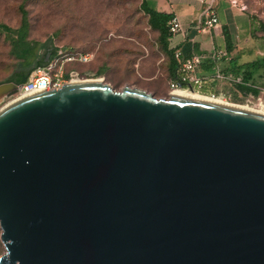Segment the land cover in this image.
<instances>
[{"label":"water","instance_id":"water-1","mask_svg":"<svg viewBox=\"0 0 264 264\" xmlns=\"http://www.w3.org/2000/svg\"><path fill=\"white\" fill-rule=\"evenodd\" d=\"M101 80L0 106V264H264V113Z\"/></svg>","mask_w":264,"mask_h":264},{"label":"rangeland","instance_id":"rangeland-1","mask_svg":"<svg viewBox=\"0 0 264 264\" xmlns=\"http://www.w3.org/2000/svg\"><path fill=\"white\" fill-rule=\"evenodd\" d=\"M140 2L0 0V25L16 29L21 16L19 5L22 4L27 12L29 40L44 42L51 38L55 51L76 50L92 54L88 62L69 63L78 71L74 75L76 79L102 77V82L116 90L128 85L150 92L156 98H168L172 89L168 74L169 58L160 45L158 31L148 25L147 14L141 9ZM238 4H244V11L252 18L249 34L264 37V0H238ZM13 36V32H7L0 26V83L7 82V77L22 65L21 59L11 53ZM36 54L39 56L41 50L37 49ZM220 77L216 75L214 81L202 90L203 85L210 82L206 79L201 91L194 92L214 101L264 113V90L255 97L236 95L231 90L232 85ZM3 103L0 102V106ZM3 252L4 246L0 241V255Z\"/></svg>","mask_w":264,"mask_h":264},{"label":"crops","instance_id":"crops-1","mask_svg":"<svg viewBox=\"0 0 264 264\" xmlns=\"http://www.w3.org/2000/svg\"><path fill=\"white\" fill-rule=\"evenodd\" d=\"M149 8L170 13L176 16L181 24V30L167 37V49L170 53L174 50L181 51V57H187L193 53L201 56V60L212 54L219 55L218 67L229 59L237 62H245L264 56V39L249 34V29L253 24L252 18L245 12V5L238 4V0H214L213 6L218 19V25L204 30H198V23H202L204 16L202 14L203 5L199 0H145ZM233 1H235L233 3ZM243 5L244 8L240 6ZM174 56V55H173ZM213 58V57H212ZM176 60V59H175ZM216 60V61H217ZM177 65L178 61L176 60ZM195 68V74L208 79L202 90L206 89L208 84L213 82L217 74H220L222 80L239 81V77L233 78L231 73H222L215 70V73L209 74L205 69V64ZM215 74V76H214ZM204 75V76H203ZM260 91L264 90V78H258ZM257 79V80H258ZM173 79L169 78V81ZM232 85V84H231Z\"/></svg>","mask_w":264,"mask_h":264},{"label":"trees","instance_id":"trees-1","mask_svg":"<svg viewBox=\"0 0 264 264\" xmlns=\"http://www.w3.org/2000/svg\"><path fill=\"white\" fill-rule=\"evenodd\" d=\"M140 7L147 14L148 25L152 29L158 31L160 45L164 52L168 55L169 78L177 79V62L173 56V53H170L167 49V37L171 34L168 20L171 18V14L149 8L145 0H141ZM19 11L21 14L20 23L16 29H12L5 24L0 25L5 31L14 33V36L11 40V53L14 55V57L21 59L20 64L22 65L19 69L13 71L7 77L6 81H12L17 84L23 83L33 68L44 65L56 50L55 47L52 46L51 38L44 42L29 40L27 38L28 18L27 12L22 4L19 5ZM37 49L41 50V54L36 57ZM72 52L79 51L73 50ZM34 57H36V59L32 61V58ZM46 57L47 61H45ZM218 61L219 60L216 61L211 56H209L202 59L198 65L200 66L202 63L205 64V69L209 74L215 73L217 68V70L224 74L227 72L231 73L233 78L239 77V81L233 80L231 83V90L234 94L241 96L251 95L253 97L258 95L261 86L258 84L257 79L264 78V56L241 63L234 59H229L220 67L217 66Z\"/></svg>","mask_w":264,"mask_h":264},{"label":"built area","instance_id":"built-area-1","mask_svg":"<svg viewBox=\"0 0 264 264\" xmlns=\"http://www.w3.org/2000/svg\"><path fill=\"white\" fill-rule=\"evenodd\" d=\"M199 2L203 5L202 14L204 19L202 23H198L196 28L198 30H204L206 28L215 27L218 25V19L213 6L214 0H199ZM234 2L235 1H233V3ZM240 7L244 8L243 5ZM168 24L171 34L181 30L180 21L176 16H171V18L168 20ZM218 54V56L212 54V57L217 59L222 53L218 52ZM173 55L178 61L176 69L178 78L176 81L171 80L169 82L170 87L172 88L171 90L189 89V86H191L192 91H201L200 88L205 82V79L195 74V68L200 63L201 56L193 53L187 57H181V51L177 49L174 50ZM91 59L92 54L90 53L72 51L62 52L61 50H57L44 65L33 68L29 72L27 79L23 83L17 85V90L13 94L5 97L1 102H8L35 90H49L57 88L63 82V73L67 63L75 61L88 62ZM217 76H220V74H217ZM69 77L70 78L67 81L76 79L72 73H69ZM262 107H264V104Z\"/></svg>","mask_w":264,"mask_h":264},{"label":"flooded vegetation","instance_id":"flooded-vegetation-1","mask_svg":"<svg viewBox=\"0 0 264 264\" xmlns=\"http://www.w3.org/2000/svg\"><path fill=\"white\" fill-rule=\"evenodd\" d=\"M68 66L65 67V71L63 73V82L62 83H65L67 82V80H69V73H72L73 75H76L78 74V71L75 69V67L72 65H69V63H67ZM75 77V76H74Z\"/></svg>","mask_w":264,"mask_h":264},{"label":"bare ground","instance_id":"bare-ground-1","mask_svg":"<svg viewBox=\"0 0 264 264\" xmlns=\"http://www.w3.org/2000/svg\"><path fill=\"white\" fill-rule=\"evenodd\" d=\"M173 91L178 92V93H183V94H187V95H191V96H197V97H200V98H204V99L211 100L210 98L205 97V96H203V95H200V94H198V93H195L194 91L189 90V89H175V90H173ZM212 101H214V100H212ZM220 102H221V101H220ZM242 108H244V107H242ZM247 109H248V108H247Z\"/></svg>","mask_w":264,"mask_h":264}]
</instances>
